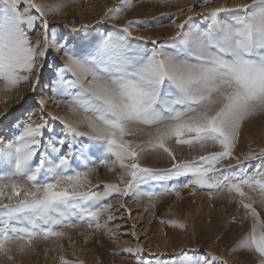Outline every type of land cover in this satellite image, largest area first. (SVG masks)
I'll return each mask as SVG.
<instances>
[{
  "label": "snow or ice",
  "instance_id": "obj_1",
  "mask_svg": "<svg viewBox=\"0 0 264 264\" xmlns=\"http://www.w3.org/2000/svg\"><path fill=\"white\" fill-rule=\"evenodd\" d=\"M122 6H127L125 0L101 19H118ZM62 7L48 9L58 14ZM202 19L203 26L191 16L176 24L175 36L149 50L129 43L131 21L100 36H65L50 29L45 6L35 0H0V91L30 84L35 92L51 56L56 67L52 91L67 97L68 110L77 117L75 123L51 117L63 125L57 131L44 119L47 101L41 97L40 112L17 118L13 136L0 138V254L14 259L10 253L34 248L38 239L69 235L64 228L83 224L99 230L107 226L99 218L111 212L106 201L113 193L139 194V186L150 181L185 177V183L165 193L179 196V187L200 188L210 190V198L215 192L235 200L251 220L239 247L258 254L264 264V217L255 206L264 209V149L243 155V161H260L251 171L235 155L243 124L264 114V0L209 8ZM37 21L43 31L33 41L30 33ZM57 59L62 63L56 64ZM0 117L7 118L5 113ZM140 135L146 139H128ZM170 142L205 154L177 161ZM209 146L219 150L207 152ZM147 152L166 155L172 167L143 166ZM229 159L236 164H223ZM97 161L112 171L118 166L119 183H106L103 191L93 185ZM246 188L257 192L258 199ZM60 261L76 264L63 255ZM217 262L215 256L181 250L176 258L156 264ZM137 264L152 261L138 257Z\"/></svg>",
  "mask_w": 264,
  "mask_h": 264
},
{
  "label": "rangeland",
  "instance_id": "obj_2",
  "mask_svg": "<svg viewBox=\"0 0 264 264\" xmlns=\"http://www.w3.org/2000/svg\"><path fill=\"white\" fill-rule=\"evenodd\" d=\"M35 2L45 6L50 29L54 27L65 36L69 34L79 38L100 36L107 31H118L131 21L133 23L130 28L131 37L128 38L129 43L133 47L150 50L175 36L178 31L176 24L188 17L191 16L196 24L203 26L206 21L202 19V14L209 8L250 3V0H211L210 3H205L204 0H166L164 3H161V0H125L127 6H122L123 11L118 19L104 20L101 19L104 13L109 8L120 5V0H35ZM57 4L64 5L59 9L58 14L54 8L48 9V6ZM189 6H192L191 11L187 10ZM33 14L38 15L34 10ZM84 25H87L86 29L82 28ZM75 29L82 30L77 33ZM42 31L40 22L37 21L35 31L30 33L32 40L35 41ZM138 37L144 39L140 40ZM152 41H157V45ZM46 60L49 64L43 69V83L38 85L35 92L30 84H21L11 91H0V113H5L7 117L6 119L0 117V138L10 139L13 136L17 118L23 119L29 112L39 113L38 101L41 97L47 101V108L43 113L44 119L57 131L63 125L59 121L51 120L53 116H59L72 123L76 122L77 117L69 112L65 103L67 97L52 91L51 82L55 79L56 67L51 65V56ZM61 63L62 60L57 59L56 64ZM2 87L3 84L0 82V88ZM128 139L140 142L146 137L140 135ZM170 147L177 161L192 160L205 154L198 147L177 145L175 142H170ZM211 149L219 150L218 147L209 146L207 152H212ZM260 149H264V114L252 117L243 124L235 155L240 156L241 163L248 165L251 171L260 161H243V155L249 151L259 152ZM192 150L196 153L194 154ZM233 162L236 164L234 159L225 160L223 163L235 165ZM141 163L145 167H154L153 169L159 171L172 167L170 158L153 152L145 153ZM119 174L118 166L112 171L108 166L101 165L97 161L91 179L93 185H100L99 190L103 191L104 184L119 183ZM186 179L180 177L173 180H153L139 186V194L130 193L128 196H123L113 193L106 201L112 206L111 212H106L99 218L100 224H106V227L96 230L94 225L89 228L81 224L74 229L64 228L62 231L69 235L58 239H38L34 242V248H27L24 252L14 250L10 253L9 255L14 259H8L7 255L0 254V264H61V255L76 264H137L138 257L156 264L157 261L176 258L181 250L187 251L189 255L215 256L218 258L217 264L219 261H226L227 264H259L258 254L239 247L241 238L250 231L251 220L245 218L244 210L235 203V200H229L225 193L215 192L210 198V190L200 188H196L193 192L192 188L179 187V196L174 191L165 193V189L170 190L173 185H182ZM245 191L254 199H258L257 192L247 188ZM150 193L165 194L151 198ZM255 206L264 217V209ZM202 210L205 211L204 214ZM109 215L113 217L111 220L108 219ZM162 220L164 223H161ZM169 221L183 227L171 226ZM138 247L142 249L141 252L125 251L127 248ZM241 253L245 254L244 257L240 256ZM248 258L251 259L250 261L253 260V263L248 262Z\"/></svg>",
  "mask_w": 264,
  "mask_h": 264
},
{
  "label": "bare ground",
  "instance_id": "obj_3",
  "mask_svg": "<svg viewBox=\"0 0 264 264\" xmlns=\"http://www.w3.org/2000/svg\"><path fill=\"white\" fill-rule=\"evenodd\" d=\"M174 146H176V145H174ZM190 150H191V149H190ZM211 150H213V149H211ZM211 150H210V151H211ZM176 151H177V150H176ZM192 151H194V150H192ZM200 151H202V150H200ZM207 151H208V150H207ZM213 151H214V150H213ZM198 152H199V151H198ZM186 153H187V152H186ZM189 153H191V152H189ZM195 153H196V151H194V154H195ZM188 155H189V154H188ZM198 155H199V154H198ZM194 156H195V155H194ZM178 157H179V156H178ZM148 158H149V157H148ZM188 158H189V157H188ZM191 158H192V157H191ZM149 160H150V159H149ZM146 161H147V160H146ZM146 161H145V162H146ZM235 162H236V161H235ZM233 163H234V162H233ZM145 164H146V163H145ZM159 164H160V163H159ZM223 164H224V163H223ZM230 164H231V163H230ZM234 164H235V163H234ZM167 165H168V164H166V167H167ZM149 167H150V166H149ZM156 167L159 168L160 166H156ZM164 167H165V166H164ZM150 168H151V167H150ZM152 168H154V167H152ZM162 168H163V167H162ZM198 198H199V196H198ZM204 199H205V198H204ZM199 200H201V199H199ZM205 200H206V199H205ZM197 201H198V200H197ZM201 201H202V200H201ZM201 201H199V202H201ZM215 201H216V200H215ZM220 201H221V200H220ZM226 202H227V201H226ZM230 202H231V201H230ZM200 204H201V203H200ZM219 204H220V203H219ZM202 205H203V204H202ZM196 206H197V203H196L195 207H196ZM219 206H220V205H219ZM191 207H193V205H192ZM197 207H198V206H197ZM197 207H196V208H197ZM207 207H208V205H207ZM207 207H205V208H207ZM196 208H195V210H196ZM210 208H211V207H210ZM198 209H199V208H198ZM203 210H204V209H203ZM203 210H202V212H203V214H204L205 211H203ZM207 210H208V208H207ZM222 210H223V209H222ZM200 212H201V211H200ZM206 214H207V213H206ZM192 218H193V217H192ZM241 218H242V216H241ZM200 220H201V219H200ZM201 221H203V219H202ZM193 222H194V221H193ZM211 225H212V224H211ZM210 228H211V227H210ZM207 229H208V227H207ZM212 230H213V229H212ZM210 231H211V230H210ZM205 232H206V231H205ZM232 233H233V232H232ZM242 234H243V233H242ZM223 235H225V234H223ZM226 235H227V234H226ZM208 236H209V235H208ZM228 237H229V236H228ZM227 239H228V238H227ZM207 240H208V239H207ZM207 240H206V241H207ZM228 243H229V242H228ZM203 244H204V243H203ZM219 244H220V243H219ZM226 244H227V243H226ZM232 245H233V244H232ZM232 245H231V246H232ZM203 246H204V245H203ZM205 247H206V246H205ZM217 249H218V248H217ZM243 252H244V251H243ZM244 253H245V252H244ZM244 253H243V254L241 253L240 256H241V255H242V256L245 255ZM246 254H247V253H246ZM249 254H250V253H249ZM253 255H254V254H253ZM243 257H244V256H243ZM243 257H242V259H243ZM247 257H248V255H247ZM257 257H258V256H257ZM236 258H237V257H236ZM245 258H246V257H245ZM250 258H251V257H250ZM250 258H248V259H249L248 262L251 263L253 260L250 261V260H251ZM252 263H253V262H252Z\"/></svg>",
  "mask_w": 264,
  "mask_h": 264
}]
</instances>
